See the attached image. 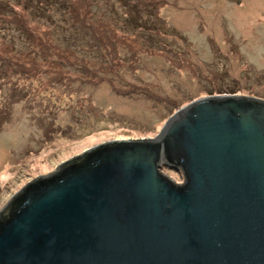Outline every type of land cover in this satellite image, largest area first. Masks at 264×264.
Wrapping results in <instances>:
<instances>
[{
  "label": "rangeland",
  "instance_id": "374dc122",
  "mask_svg": "<svg viewBox=\"0 0 264 264\" xmlns=\"http://www.w3.org/2000/svg\"><path fill=\"white\" fill-rule=\"evenodd\" d=\"M217 95L264 100V0H0V210L62 162L153 138Z\"/></svg>",
  "mask_w": 264,
  "mask_h": 264
},
{
  "label": "water",
  "instance_id": "95a60500",
  "mask_svg": "<svg viewBox=\"0 0 264 264\" xmlns=\"http://www.w3.org/2000/svg\"><path fill=\"white\" fill-rule=\"evenodd\" d=\"M0 264H264V100H193L34 178L0 210Z\"/></svg>",
  "mask_w": 264,
  "mask_h": 264
},
{
  "label": "flooded vegetation",
  "instance_id": "af4514ba",
  "mask_svg": "<svg viewBox=\"0 0 264 264\" xmlns=\"http://www.w3.org/2000/svg\"><path fill=\"white\" fill-rule=\"evenodd\" d=\"M206 41H207V38H206ZM233 40H230V42L232 43ZM208 43H210L211 45L213 44L214 45V41L211 39V38H208ZM232 45H236V44H233Z\"/></svg>",
  "mask_w": 264,
  "mask_h": 264
}]
</instances>
